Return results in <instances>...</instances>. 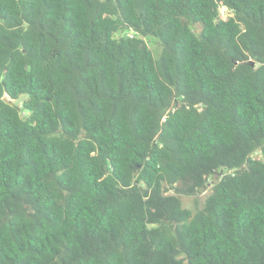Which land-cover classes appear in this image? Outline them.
<instances>
[{"label": "trees", "instance_id": "16d2710c", "mask_svg": "<svg viewBox=\"0 0 264 264\" xmlns=\"http://www.w3.org/2000/svg\"><path fill=\"white\" fill-rule=\"evenodd\" d=\"M0 264H264V0H0Z\"/></svg>", "mask_w": 264, "mask_h": 264}, {"label": "rangeland", "instance_id": "374dc122", "mask_svg": "<svg viewBox=\"0 0 264 264\" xmlns=\"http://www.w3.org/2000/svg\"><path fill=\"white\" fill-rule=\"evenodd\" d=\"M147 42L150 46V48L152 49L154 55L158 56L159 53V48L160 45L158 44V42L156 40H152V39H147ZM256 158H261L262 155L260 152L256 153L254 155ZM219 175H214L213 177H211V179H209V183L208 186L209 188L206 189L203 193L199 194L198 196H182V200H183V205L184 207H187L189 209H191L192 211H195L197 207H202L208 194L210 193V187L211 184L214 180H217V177L220 176Z\"/></svg>", "mask_w": 264, "mask_h": 264}, {"label": "built area", "instance_id": "2783aa9c", "mask_svg": "<svg viewBox=\"0 0 264 264\" xmlns=\"http://www.w3.org/2000/svg\"><path fill=\"white\" fill-rule=\"evenodd\" d=\"M220 13L222 18L224 19H228L229 17L232 16V11L227 6H222L220 8Z\"/></svg>", "mask_w": 264, "mask_h": 264}, {"label": "water", "instance_id": "95a60500", "mask_svg": "<svg viewBox=\"0 0 264 264\" xmlns=\"http://www.w3.org/2000/svg\"><path fill=\"white\" fill-rule=\"evenodd\" d=\"M5 100L7 101V102H9L10 104H20L22 101H23V97L22 98H20L18 101H16V102H13L11 99H9L8 97H6L5 98Z\"/></svg>", "mask_w": 264, "mask_h": 264}, {"label": "clouds", "instance_id": "9594fccd", "mask_svg": "<svg viewBox=\"0 0 264 264\" xmlns=\"http://www.w3.org/2000/svg\"><path fill=\"white\" fill-rule=\"evenodd\" d=\"M219 11H220V9H219Z\"/></svg>", "mask_w": 264, "mask_h": 264}]
</instances>
